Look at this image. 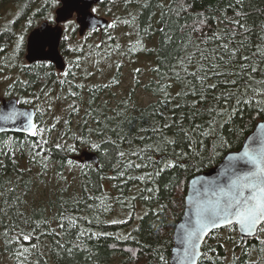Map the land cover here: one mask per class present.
Masks as SVG:
<instances>
[{
    "label": "trees",
    "instance_id": "1",
    "mask_svg": "<svg viewBox=\"0 0 264 264\" xmlns=\"http://www.w3.org/2000/svg\"><path fill=\"white\" fill-rule=\"evenodd\" d=\"M57 6L0 0V97L33 107L38 126L33 137L0 134V256L167 264L188 179L264 118V0H102L104 29L78 36L73 19L62 24V72L24 58L25 36ZM139 58L148 79L136 68L134 88L116 97L123 67ZM137 88L152 101L140 105ZM82 150L97 162L77 160ZM261 234L264 224L250 240L234 225L213 230L197 264H264Z\"/></svg>",
    "mask_w": 264,
    "mask_h": 264
},
{
    "label": "water",
    "instance_id": "2",
    "mask_svg": "<svg viewBox=\"0 0 264 264\" xmlns=\"http://www.w3.org/2000/svg\"><path fill=\"white\" fill-rule=\"evenodd\" d=\"M101 1L57 0L58 6L54 10L53 23L42 21L27 34L24 56L26 62L46 61L53 64L56 70L63 71L65 62L59 51L63 33L61 24L74 19L78 26V36H82L88 30L104 29L108 20L92 11V7ZM37 127L33 107L20 105L15 97L1 100L0 134L33 137ZM262 136L264 118L245 136L239 149L226 153L213 167L188 179L184 207L173 229V244L167 264H197L205 238L216 229L234 225L242 239L250 240L256 237L258 228L264 221L249 229L242 228L235 217L230 216L228 220L218 219L215 226L208 224L206 217L209 213L219 212L225 201L236 203L251 197L252 191L247 187L248 181L245 177L257 171V167L252 163H245L244 153L258 155L260 157L258 167L264 170V140L254 143V140ZM76 159L82 163L97 162L96 154L88 150H82ZM261 187H264V184ZM256 195L264 202V192H258Z\"/></svg>",
    "mask_w": 264,
    "mask_h": 264
},
{
    "label": "snow or ice",
    "instance_id": "3",
    "mask_svg": "<svg viewBox=\"0 0 264 264\" xmlns=\"http://www.w3.org/2000/svg\"><path fill=\"white\" fill-rule=\"evenodd\" d=\"M92 11L96 12V9L93 8ZM259 140H264V136L260 137L258 140H254V143L259 142ZM244 157L245 163H252L254 167H257V171L245 177L248 181L247 187L252 191L251 197L248 200L236 203L225 201L224 206L219 208V212L208 214L206 217L208 224L215 226L218 219L223 218L228 220L231 216L236 218L242 228L251 229L261 221H264V202L258 199L256 195L258 192H264V187H261V185L264 184V170L258 167L260 157L250 152H245ZM196 235L198 236L199 233ZM24 239H29V237L25 236Z\"/></svg>",
    "mask_w": 264,
    "mask_h": 264
},
{
    "label": "rangeland",
    "instance_id": "4",
    "mask_svg": "<svg viewBox=\"0 0 264 264\" xmlns=\"http://www.w3.org/2000/svg\"><path fill=\"white\" fill-rule=\"evenodd\" d=\"M93 8H94V6H93ZM96 15H98V14H96ZM98 16H101V15H98ZM19 36H21L20 33H19ZM26 37H27V35L25 36V43H26ZM25 53H26V51H25ZM136 68H140L142 71L139 75L140 80L145 81L146 79H148L150 63L147 59L139 58L136 60V62L134 64L125 65L123 67V77H122L121 84L119 86H115L112 88V92L114 93V95L116 97L123 95L128 89L134 88V78L133 77H134V70H136ZM110 77H111L110 73L109 74L104 73L103 78H101V80H102V82H104V81H107L108 79H110ZM6 85L7 84H3V86L0 89V96L1 97L2 96L4 97V95L6 94ZM135 96H136V99L140 105H146L150 101H152V97L150 96V94L145 93L140 88L135 89ZM1 97H0V102L3 98V97L2 98ZM40 109L43 110L42 124L44 125L47 122V115H45L44 107H41ZM49 187H51V182L49 180H46V184L42 185V187H40V189L37 192L36 197L38 198L41 195H47ZM263 236L264 235L261 234L260 238H263ZM0 264H5V260L1 256H0Z\"/></svg>",
    "mask_w": 264,
    "mask_h": 264
},
{
    "label": "flooded vegetation",
    "instance_id": "5",
    "mask_svg": "<svg viewBox=\"0 0 264 264\" xmlns=\"http://www.w3.org/2000/svg\"><path fill=\"white\" fill-rule=\"evenodd\" d=\"M61 26H62V24H61ZM59 72H62V71H59Z\"/></svg>",
    "mask_w": 264,
    "mask_h": 264
}]
</instances>
